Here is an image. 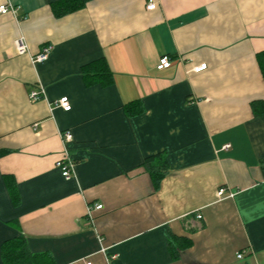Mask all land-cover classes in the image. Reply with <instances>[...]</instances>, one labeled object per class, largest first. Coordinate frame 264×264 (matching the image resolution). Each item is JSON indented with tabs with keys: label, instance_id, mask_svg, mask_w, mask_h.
Listing matches in <instances>:
<instances>
[{
	"label": "crops",
	"instance_id": "crops-1",
	"mask_svg": "<svg viewBox=\"0 0 264 264\" xmlns=\"http://www.w3.org/2000/svg\"><path fill=\"white\" fill-rule=\"evenodd\" d=\"M154 1L0 0V264H264V0Z\"/></svg>",
	"mask_w": 264,
	"mask_h": 264
},
{
	"label": "built area",
	"instance_id": "built-area-1",
	"mask_svg": "<svg viewBox=\"0 0 264 264\" xmlns=\"http://www.w3.org/2000/svg\"><path fill=\"white\" fill-rule=\"evenodd\" d=\"M155 9H156V2L154 0H149L147 10L152 11ZM0 13L1 14L15 13V8L13 6L3 5L0 7ZM16 46H17V51L19 54H24L26 52V45H25L22 38L17 41ZM51 50H52L51 46H45L42 49V51L34 58V61L35 62H44L49 57ZM169 66H170V59L168 57H163V58H161V60L159 62L158 69L163 70V69L168 68ZM206 69H207V65L203 64L201 66H198L197 68H194L193 71L196 73H200L202 71H205ZM43 95H44V90H43V88H40L39 90L31 93V95H30L31 101L37 102L40 99H42ZM56 106L62 108L65 112L71 111V108H72L68 98L60 99L56 103ZM62 137H63V142L65 144L71 142L73 139V136L69 132L62 134ZM226 148H229V146H226ZM56 167L61 170L62 175L66 180L70 179L73 176L75 164H74L73 160H71L69 152L66 149L64 150L63 158L60 159L56 163ZM227 194H229V193L227 192V189H225V188L220 189L218 192L219 198H222ZM229 195H230V197H232V194H229ZM101 210H103V206L101 204H95L93 206H89V208H88L89 218L93 219L95 212H98ZM199 218H200V216H199ZM237 257L239 259H241L242 254H239ZM88 264H90V263H88Z\"/></svg>",
	"mask_w": 264,
	"mask_h": 264
},
{
	"label": "trees",
	"instance_id": "trees-1",
	"mask_svg": "<svg viewBox=\"0 0 264 264\" xmlns=\"http://www.w3.org/2000/svg\"><path fill=\"white\" fill-rule=\"evenodd\" d=\"M89 1L90 0H63L62 5H64V7L61 9L59 14H56L62 15L70 13L72 11L82 8ZM259 59L261 60V56H259ZM262 68L264 74V67ZM157 157H160V154L146 159L145 162V165L150 173L155 189L159 188L161 180L168 172V166L165 160L160 164L151 165V163ZM7 181L9 182L8 184L11 186L10 180ZM34 258L35 256L31 255L28 252L27 246L23 239H16L13 241L6 242L2 247V259L6 264H29L34 260Z\"/></svg>",
	"mask_w": 264,
	"mask_h": 264
}]
</instances>
